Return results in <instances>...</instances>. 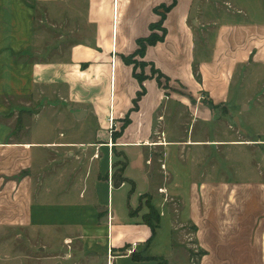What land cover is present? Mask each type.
Masks as SVG:
<instances>
[{
  "label": "crops",
  "instance_id": "1",
  "mask_svg": "<svg viewBox=\"0 0 264 264\" xmlns=\"http://www.w3.org/2000/svg\"><path fill=\"white\" fill-rule=\"evenodd\" d=\"M170 3L0 0V230L30 225V264H264L262 179L213 180L217 146L264 150V0H175L139 58L165 79L138 84L122 58ZM40 112L61 126L33 128Z\"/></svg>",
  "mask_w": 264,
  "mask_h": 264
},
{
  "label": "rangeland",
  "instance_id": "2",
  "mask_svg": "<svg viewBox=\"0 0 264 264\" xmlns=\"http://www.w3.org/2000/svg\"><path fill=\"white\" fill-rule=\"evenodd\" d=\"M242 1L243 0H241V2ZM160 34L161 33L158 31V34L156 35H160ZM134 62L136 63V67H137L135 74L138 77L140 78H148L150 76L157 77V74L153 71L152 67H150L147 62L139 60L137 56L134 58ZM15 105L17 106L16 109L17 119L9 120V122L12 125H14V127L16 128H23V127L30 128L29 127L31 125L30 110H29L30 105L26 103H22V104L19 103ZM40 108H43V105H40ZM42 111L45 112L46 111L45 108L42 109ZM179 113H180L179 116L175 114V120L164 119L163 122H165L166 120L167 123L171 122L174 126L178 125L177 122H181V118L184 117L182 111ZM39 115H40V119L33 120V122L31 121L35 125L33 126V128L47 130L50 129L48 126H51V128L52 127L58 128L61 126V125L59 126L58 123H56L53 120H51V122L48 124L46 120V115L41 112L39 113ZM124 121L125 120L119 121L117 125L122 126ZM0 122L2 123L3 121L0 120ZM171 123H169L170 126L172 125ZM258 123L261 124L262 121ZM214 126H215V133L217 134L215 137L216 139L220 138L221 140L223 138L224 129H227L228 126L232 127L231 121L222 117H218L215 120ZM255 127L260 128L257 125ZM252 133H253L252 130H248V134H252ZM245 137L246 136H241V137L239 136L237 138L238 139L241 138V140H246ZM26 138L27 137L24 135L22 137V140H25ZM199 138L201 139L203 137H199ZM251 138L253 137H250V140ZM215 144L218 143L215 141ZM222 147L224 146H217L214 151V161H213V165H214L213 180L215 183L214 190L220 192L223 190H229L228 186H230L231 190H234L233 183L243 186L245 185V183H242L241 181L244 180L247 182L246 186L248 187L251 186L250 182H253L256 180V178H258L259 180L262 179V184L259 185L258 187L264 192V150L260 149V147L256 145H251V144L245 146L246 151L233 150L229 152ZM89 154L90 153H88V156L90 157L91 154L90 155ZM159 156H160V152L158 151H154L150 153V158H151L149 159L150 168L153 171L152 176L154 177L152 187L154 188L155 191H158V189H162V191H164L163 186L165 185L163 183V177H165V174L163 173V167H161ZM60 185L61 184L57 185L58 188L61 187ZM66 186L69 189L71 188L70 184H66ZM46 187L47 184L44 183L43 189ZM191 190L194 191V185L191 186ZM92 191H95V189L93 188ZM192 231H193V227H186L185 232L187 233L185 234L191 235ZM38 235H39V242L40 243L42 241L45 242L46 240L45 233L40 232ZM181 240L186 241L187 238H182ZM36 242H37L36 233H32L29 224L27 226L20 225L16 228L9 227L7 229H2L0 230V260L7 259L6 261H13V264L15 263L30 264L31 263L30 260L32 258V255L34 254L33 246L36 244ZM43 254H45V252Z\"/></svg>",
  "mask_w": 264,
  "mask_h": 264
},
{
  "label": "trees",
  "instance_id": "3",
  "mask_svg": "<svg viewBox=\"0 0 264 264\" xmlns=\"http://www.w3.org/2000/svg\"><path fill=\"white\" fill-rule=\"evenodd\" d=\"M174 2H175V0H171V3L168 6L159 5L158 7H155L153 9V12L158 16V21L156 23H154V24L148 25V30L150 31V34L146 38L136 40L135 43H136L137 49L135 50L134 54L133 55H129V56L125 57V58H122L123 61L126 64L132 63L133 67L135 68L136 67V63L134 62V60H132L133 56L136 55L138 58H141L142 57V52L144 50V46L145 45L153 44V43L159 42V41H161L163 39V36H164L165 32H164V29L161 27V23H162V20L164 19V14L171 8V6L174 4ZM153 30H157L161 34L160 35H156L155 33H152L151 31H153ZM154 72L157 74V77H155V80L159 81L160 78L165 79L158 72H156V71H154ZM132 76L136 79L138 84H140L142 80L146 79V78L138 77L135 74L134 71L132 72ZM150 77H148V78H150ZM142 93H143V89L140 86V92L136 93L135 99L133 100V103L136 102V100L139 98V96ZM123 120H125V121L123 122L122 126L126 124V119H123Z\"/></svg>",
  "mask_w": 264,
  "mask_h": 264
},
{
  "label": "built area",
  "instance_id": "4",
  "mask_svg": "<svg viewBox=\"0 0 264 264\" xmlns=\"http://www.w3.org/2000/svg\"><path fill=\"white\" fill-rule=\"evenodd\" d=\"M161 167H162V166H161ZM158 191H159V192H161V191H162V189H158Z\"/></svg>",
  "mask_w": 264,
  "mask_h": 264
},
{
  "label": "bare ground",
  "instance_id": "5",
  "mask_svg": "<svg viewBox=\"0 0 264 264\" xmlns=\"http://www.w3.org/2000/svg\"><path fill=\"white\" fill-rule=\"evenodd\" d=\"M111 122H112V120H111ZM110 127H111V123H110Z\"/></svg>",
  "mask_w": 264,
  "mask_h": 264
}]
</instances>
